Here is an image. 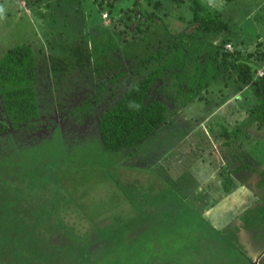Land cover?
<instances>
[{
    "label": "rangeland",
    "instance_id": "obj_1",
    "mask_svg": "<svg viewBox=\"0 0 264 264\" xmlns=\"http://www.w3.org/2000/svg\"><path fill=\"white\" fill-rule=\"evenodd\" d=\"M194 1L198 3L195 13V5L189 0H83L80 9L71 6L69 0H62L52 6L49 18L44 21L32 15L24 0H0V59L10 48L31 44L37 62L33 88L39 96L40 107L44 108L43 116L49 111L69 115L68 110L79 106L88 96L94 95L96 102L90 116L84 112L80 120L70 116L69 124L63 125L64 132L54 127L46 135L38 136L42 135L41 127L54 125L47 115L33 128L21 131L23 140H19L22 144L19 147H25V151L20 159L31 161L42 170L44 165L48 175H40L45 176L47 184L39 186L42 181L37 179L32 193L25 196L33 202L34 206H28L31 212L35 216L41 214V220L48 223L35 224L33 234L43 238L46 256H57L55 260L59 264H68L72 259L71 255L64 256L62 250L69 242L64 243V233L52 227L53 221L71 226L77 246H81L82 239L86 236L90 240L95 231L90 229L92 224L88 225L87 220L103 221L100 212L109 211L111 206H122L127 211L123 215L135 211L140 218L136 223L145 225L134 237L135 241L134 238L126 240L127 247L123 250L126 257L132 252L139 253L155 264H173L168 257L180 258L183 264H264V223L261 221L264 209L246 212V219L241 220L239 227L234 224L238 208L232 199L215 206L201 202L206 188L200 190L199 186L209 172L206 161L222 156L231 160L236 145L226 143L237 136L233 129L238 127L243 132L245 125L257 123L253 106L259 101L250 87L237 82L236 72L221 76L201 91L200 99L187 105L186 95L174 100L170 79L166 76L165 82H155L149 94L169 107L166 122L154 135L134 150L117 153L107 152L99 139L97 119L139 81L141 77L134 73L138 60L155 54L168 39L163 24H167L172 35L195 30L198 23H191L194 14L206 23L219 16L226 25V30L219 33L206 35L200 30L189 37L192 41L185 40L187 60L177 50L180 60L175 64L190 62L187 68L193 75L202 69L209 78L215 74L211 58L196 59L203 54L213 55L219 48L235 54L243 48L238 61L250 66L255 77L264 73L258 67V62H264V40L263 45L252 43L250 48L238 41L241 38L252 41L255 33H264V0ZM243 11L253 12L258 22L256 27L252 19H244ZM228 41L227 49L223 43ZM216 42H220L219 47ZM175 68L176 65L171 71ZM120 72L124 75L113 83L112 77ZM235 97L241 106L251 107L250 110L240 108L238 100L230 104L229 100ZM229 108L230 114L225 118L223 112L227 113L225 110ZM219 124L227 126L226 133L222 132L224 125ZM9 138L8 135L0 138L4 142L0 145V160L10 154ZM261 141L260 148L264 150V141ZM36 173L38 177L42 174ZM48 196L53 197L49 202L52 206H45ZM79 208L89 217L79 214ZM40 209L50 212L49 218ZM251 227L258 230L257 234L249 231ZM8 248L4 249L9 252ZM164 256L168 257L159 262ZM208 257L211 259L207 261ZM15 259L13 264H18L20 261Z\"/></svg>",
    "mask_w": 264,
    "mask_h": 264
},
{
    "label": "trees",
    "instance_id": "obj_2",
    "mask_svg": "<svg viewBox=\"0 0 264 264\" xmlns=\"http://www.w3.org/2000/svg\"><path fill=\"white\" fill-rule=\"evenodd\" d=\"M24 1L32 15L36 19L44 21L49 18L48 11H51L52 6L62 2V0ZM189 1L192 5H195L193 8L195 13L196 8L198 9L197 1ZM223 1L231 3L235 0ZM69 2L71 6H76L77 9H80L83 4V0H69ZM196 15L194 14L191 23H198V26L193 32L187 34L172 35L167 24H163L168 39L154 51L155 54L150 53L138 60V67L135 68L134 73L141 77L139 81L98 119L99 139L107 152L117 153L124 149H136L154 135L166 122L169 111L167 104L160 99L149 97L155 82H165L166 76L170 79L174 100L177 101L182 98V95H186L187 101L184 103L187 105L194 99H200L201 91L207 90L221 76L233 70L237 74V81L250 87L258 99L259 102L256 103L253 113L257 116L255 117L257 124L264 127V73L263 76L255 77L254 72L247 64L238 62L240 59L238 54L225 49L222 51L219 48V52L215 50L213 55L207 54L206 56L203 54V56H198L196 60L201 61L206 57L211 58L213 61L214 65L212 66L216 68V72L210 78L206 76L204 69L199 74H191L192 72L190 73L187 68L190 62L175 64L177 60H180L177 59L179 51L180 53L183 52L182 55L188 51V45H183L184 41L189 37H194L196 31L201 30L204 31L202 34H206L226 30V25L221 22L219 16L215 15V18H211L206 23L199 21L200 19L198 20ZM158 21L162 22V19H158ZM148 28L149 26L145 28L143 33ZM201 40V37L197 39L198 42ZM190 41L192 40L190 39ZM226 43L224 42L223 46L227 45ZM219 44L220 42H218L217 47H219ZM35 57V51L31 44H22L7 50L0 59V100L3 114L13 128L23 124L26 125L38 117L37 93L33 88L37 71ZM184 57L187 60L188 55H184ZM170 59L172 62H169ZM189 61H192V57H189ZM174 65H176V68L172 72L171 69ZM122 75L124 73L120 72L118 75L113 76L112 82L115 83ZM22 155L18 154L15 157L13 154L8 153L6 159L0 160V181L2 182L0 183V264H13L15 257H17L15 260L20 261L18 264H59L55 260L57 256H46V247L43 240H41L43 238L34 236L33 226L35 224L45 226L47 222L41 220V214L35 216L31 212L32 209L28 206H34L33 202L31 203L29 198L30 201L25 198V196L32 193L33 185L37 184L35 183L37 179L42 181L39 186L47 184L48 181H46L45 176L48 175L44 171L45 166L43 165V170L40 166L39 169L35 164H31V161L24 160V158L20 159ZM36 172L42 174H39L38 177ZM51 199L53 197H45V206H52V203H49ZM58 207L55 210L57 213ZM111 207L107 212H100L99 216H104L103 221L87 220L88 225L92 224L90 229L95 231L90 240L86 238V232H83L85 238L82 239L81 246H77L71 226H61L53 221L52 227L56 231L64 233V237L59 233L66 239L63 240L64 243L69 242L67 247L62 250L65 253L64 256L71 255L72 261L68 264H145L146 262L155 264L153 260L146 259V256L139 253L132 252L128 257L124 255L123 250L127 247L128 238L131 239L140 234L143 229L142 226L145 225L142 222V224L136 223L140 218L135 211H131L132 214H129L131 215L129 218V215H123L126 209L124 210L122 206ZM87 209L90 213L91 209L89 207ZM45 211L46 216L49 218L48 214L50 212ZM45 211L41 210L40 212L45 213ZM79 214H83L85 217L87 213L79 208ZM261 221L264 223L263 217H261ZM102 222L105 224L102 225ZM88 225L84 224L89 228ZM60 227H62L61 231H59ZM75 228L77 227L75 226ZM77 230L79 229L77 228ZM29 236L31 238L27 239ZM133 240L135 241V238ZM99 244L100 247H98ZM9 246L8 249L13 252L4 249ZM48 254H51L50 251H48ZM164 257L159 258V262L165 260L168 256ZM168 258L172 260L173 264L185 263L180 258ZM201 259H204V257ZM210 259L211 257H208L207 261ZM114 260H117L118 263H115ZM202 263L205 262L202 261Z\"/></svg>",
    "mask_w": 264,
    "mask_h": 264
},
{
    "label": "crops",
    "instance_id": "obj_3",
    "mask_svg": "<svg viewBox=\"0 0 264 264\" xmlns=\"http://www.w3.org/2000/svg\"><path fill=\"white\" fill-rule=\"evenodd\" d=\"M262 4H264V1ZM235 6L240 9L238 5ZM252 13L251 11L250 13L249 11H246L244 12L243 16L244 19H252L254 22L253 24H255L254 26L256 27L258 25L257 17L253 16ZM193 19L194 15L191 18V22ZM263 35L264 33H255L252 41H245V38L238 39V41L240 43L245 42L244 46H247V48L252 47L250 45L252 43L255 46L263 45ZM216 44H218V42H216ZM226 44H230V42L228 41ZM236 52H238L237 54L241 55L244 53L243 48L241 51L239 50ZM258 67L263 68L264 70V62H258ZM237 100L239 102L238 105L240 108L250 110L251 107L246 108L240 105L242 103L239 98L235 97L234 99L229 100V103L231 104V102H236ZM213 111L211 112L212 114ZM225 112L227 113L223 112L224 115H221L226 118V116H228L226 114H230V108L229 111L226 109ZM219 114L220 113H217L216 115ZM217 120L223 121L222 119ZM247 126L245 125L243 132H241L238 127H235L233 131L237 133V136L233 137V140H230L226 143L227 145L231 143L236 145V150L231 160L222 156L221 158L212 157V160L210 161V158L208 157L209 159L206 162L209 172L207 175H205V178L201 180V185L199 186L200 190L206 188V191L204 192L206 196L201 200V202L206 203L209 206H215L219 203L224 204V201L229 198L233 200L232 204L238 208L234 218L238 216L236 218V225L239 227L241 226V220L245 218L244 215L246 212L249 210L255 211L258 208L261 210L264 209V150L260 148L261 144L263 143L261 140L264 141V127L259 126L257 123H255V121L254 124H248ZM226 127V125L222 127V132H226ZM222 144L223 146L225 145L224 142ZM243 178L246 180L243 181ZM249 231L257 234L256 232L258 230L255 231V229H252L251 227L249 228ZM240 233L242 234V231Z\"/></svg>",
    "mask_w": 264,
    "mask_h": 264
},
{
    "label": "flooded vegetation",
    "instance_id": "obj_4",
    "mask_svg": "<svg viewBox=\"0 0 264 264\" xmlns=\"http://www.w3.org/2000/svg\"><path fill=\"white\" fill-rule=\"evenodd\" d=\"M36 65H37V62H36ZM37 67V66H36ZM123 76V75H122ZM121 76V77H122ZM119 79V78H118ZM117 79V80H118ZM110 83H112V82H110ZM102 90V89H101ZM102 92V91H101ZM39 96H37V104H38V117L36 118V119H33V120H31L28 124H23V125H19V126H17L16 128H13L12 126H11V123L8 121V119L6 118V116L3 114V110H2V105H1V108H0V123H1V125H0V138L1 137H5V136H10V138H9V140H8V142H10V144L12 145L11 146V149H10V155L11 154H13V156H17L19 153H20V151H21V154H23V151H25L24 150V148H20L19 146L20 145H22L21 143H19L20 141H22L23 139H21V137H22V133H21V131L23 130V131H26V130H28L27 128L29 127H31V128H33L34 127V125H36L37 123H39L40 121H41V119L45 116V115H47L48 116V119L50 120V121H53V123H54V125H49V124H46V125H44L43 127H41L40 129H41V134L42 135H38V136H43V135H46L48 132V130H53L54 129V127L55 128H57V129H59V130H63V125L65 124V126H67L68 124H69V117L70 116H72L74 119H78V120H80L85 114L87 115V116H90L91 114H92V109L94 108V106H95V104H96V102H95V98H94V95L93 96H88L87 98H84V100L81 102V104L79 105V106H77V107H74V108H71V109H69L68 110V114L69 115H67V114H64V113H62V111H56V112H54L53 113V111H49L48 113H46V114H44V116H43V110H44V108L42 107H40V104H39ZM0 104H1V100H0ZM85 114H84V113ZM53 113V114H52ZM105 113V112H104ZM103 113V114H104ZM3 115V118L1 117ZM76 117V118H75ZM101 117V116H100ZM99 117V118H100ZM98 118V119H99ZM98 119H97V121H98ZM72 122V121H71ZM36 123V124H35ZM97 126V128H98V125H96ZM43 131V132H42ZM65 130H63V132H64ZM46 133V134H45ZM21 135V136H20ZM31 136H33V134H30ZM11 136H13V138L11 139ZM24 136V135H23ZM17 138H18V140H17ZM20 140V141H19ZM3 143L4 142H1V140H0V145H3ZM7 143V142H6ZM1 147V146H0ZM238 217V216H237ZM237 217H235V219H234V224L236 225V223H237V220H236V218ZM233 222V221H232Z\"/></svg>",
    "mask_w": 264,
    "mask_h": 264
},
{
    "label": "built area",
    "instance_id": "obj_5",
    "mask_svg": "<svg viewBox=\"0 0 264 264\" xmlns=\"http://www.w3.org/2000/svg\"><path fill=\"white\" fill-rule=\"evenodd\" d=\"M104 17H106V15H103ZM230 46L226 45V48L228 49ZM260 76H263V72H261Z\"/></svg>",
    "mask_w": 264,
    "mask_h": 264
}]
</instances>
